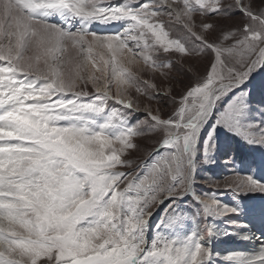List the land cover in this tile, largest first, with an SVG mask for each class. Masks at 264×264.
I'll list each match as a JSON object with an SVG mask.
<instances>
[{
  "label": "snow or ice",
  "instance_id": "6c2138e0",
  "mask_svg": "<svg viewBox=\"0 0 264 264\" xmlns=\"http://www.w3.org/2000/svg\"><path fill=\"white\" fill-rule=\"evenodd\" d=\"M196 15L244 19L214 36L217 26L197 25ZM172 53L179 61L161 59ZM199 57L203 74L184 64ZM141 62L162 77L179 63L191 82L178 96L162 93L134 70ZM257 71L264 6L254 0H0V264H222L209 221L253 210L197 194L196 173L222 147L221 133L264 146V121L248 122ZM133 88L166 95L173 111L145 106L133 123ZM149 132L160 137L151 162L123 171ZM228 188L264 194V179ZM188 197L195 212L181 207ZM259 216L264 226V208ZM223 261L264 264V241Z\"/></svg>",
  "mask_w": 264,
  "mask_h": 264
},
{
  "label": "rangeland",
  "instance_id": "374dc122",
  "mask_svg": "<svg viewBox=\"0 0 264 264\" xmlns=\"http://www.w3.org/2000/svg\"><path fill=\"white\" fill-rule=\"evenodd\" d=\"M115 2H120V0H115ZM231 2V0H227ZM264 6V0H254V7L259 8ZM164 19H167L166 17ZM197 25L200 24L202 20L206 22L213 23L217 26L218 34L220 28L236 27L242 24L243 17L240 15H235L231 17L223 16H209L201 17L196 15L194 17ZM96 27V26H94ZM175 34V33H174ZM172 59L179 61L178 54H168L167 56L161 55V59ZM185 66L192 64L200 74L204 73L205 66L207 65V57L199 58H186L184 60ZM140 69V77L142 80H148L154 82L160 92L164 93L169 87L172 88V94L178 96L191 82V77L189 75H183L179 69V63L176 67L168 73L167 77H162L158 73H153L144 67L143 62L134 68V70ZM253 81L250 87L252 88V111L249 114L248 122L255 125H260L264 121V116L261 115V110H264V92L260 90V85L264 84V72H254ZM89 92L92 91L91 87L87 89ZM115 92V88H113ZM129 93L134 100V107L138 103L140 111L132 112L129 119L135 123L136 120L144 119L143 110L145 106H151L153 110L159 109L160 113L167 117L173 111L174 105L168 99L166 95L156 96L155 98H148L146 96L138 95L135 89H130ZM122 111H127L122 109ZM257 135H259V130L253 128ZM160 137L158 134L146 133L135 139V143L138 145V149L132 151L127 157L133 161L132 169H122L123 171H134L138 170L137 165H141L144 161H149L150 154L160 147L158 141ZM219 143L222 145L219 151L214 154L212 162L201 163L198 165L197 170V183L195 186V191L197 194H209L211 195L215 192L216 198L220 200L222 204H228L229 206H236L240 204L241 206H247V208L253 210L249 213H241V215H253L256 214L260 218L259 211L264 208V194L261 193H250L247 196L238 194L233 190L228 188V185H233L234 182L243 179L247 175H254L257 178L264 179V146L258 144H248L239 135H225L220 134ZM223 145H228L225 148ZM161 155H167V150L161 149ZM151 162V161H149ZM182 208L191 209V212L197 210L196 205L193 203L192 197H188L182 202ZM155 211V209H154ZM164 215L163 211L157 212V215L152 218L151 223L155 224L157 219ZM231 215V214H229ZM228 216L216 219L214 221H209L213 224L214 228H219L220 223L225 228ZM219 222V223H218ZM258 228L261 227V223H255ZM252 225V224H251ZM191 227V225H188ZM155 232V229H152ZM257 233L256 231H254ZM257 237V234L254 235ZM214 255L221 260L222 264H227L223 261L225 255L230 254L233 251H241L248 253L242 247L237 248H227L226 250L217 249L211 244Z\"/></svg>",
  "mask_w": 264,
  "mask_h": 264
},
{
  "label": "bare ground",
  "instance_id": "6f19581e",
  "mask_svg": "<svg viewBox=\"0 0 264 264\" xmlns=\"http://www.w3.org/2000/svg\"><path fill=\"white\" fill-rule=\"evenodd\" d=\"M254 217L258 216L256 214L241 215V217L233 214L229 215L227 223L224 225L225 228H223L221 223L219 228L215 227L218 234L211 239V244H213L215 248L221 250L242 247L248 251L249 254L257 251L260 242L264 241V238L261 237V232L264 231V226L261 225V227L258 228L255 223H261L260 218ZM225 231L230 233V235H223ZM256 234L257 237L254 236ZM245 236H249L251 239L246 240L244 239Z\"/></svg>",
  "mask_w": 264,
  "mask_h": 264
}]
</instances>
